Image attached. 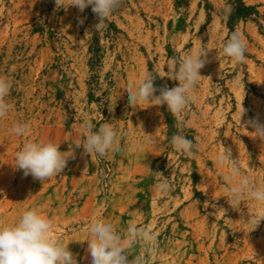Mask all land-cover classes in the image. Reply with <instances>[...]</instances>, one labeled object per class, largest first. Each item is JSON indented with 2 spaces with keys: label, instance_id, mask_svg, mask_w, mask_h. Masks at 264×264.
Masks as SVG:
<instances>
[{
  "label": "rangeland",
  "instance_id": "374dc122",
  "mask_svg": "<svg viewBox=\"0 0 264 264\" xmlns=\"http://www.w3.org/2000/svg\"><path fill=\"white\" fill-rule=\"evenodd\" d=\"M69 2L0 0V76L11 83L10 109L0 118V226L35 209L53 221V235L77 264H91L88 227L96 218L125 239L130 226L156 235L155 255L137 244L129 260L264 264V221L252 231L247 224L264 206L245 196L233 208L229 169L217 163L229 150L241 175L264 188V141L241 126L256 116L264 122V0H243L257 14L232 29L228 0H121L101 29L91 6L81 12ZM234 31L246 45L242 63L222 52ZM201 50L206 62L179 117L194 144L187 156L170 143L177 119L167 106L132 107L126 88L146 74L155 78L154 95L178 86L169 63ZM86 119L93 130L112 123L121 151L98 157L77 148ZM17 122L30 123V133L13 135ZM29 141L60 144L70 156L63 172L41 183L16 168V153ZM164 177L167 193L157 190Z\"/></svg>",
  "mask_w": 264,
  "mask_h": 264
},
{
  "label": "clouds",
  "instance_id": "9594fccd",
  "mask_svg": "<svg viewBox=\"0 0 264 264\" xmlns=\"http://www.w3.org/2000/svg\"><path fill=\"white\" fill-rule=\"evenodd\" d=\"M64 3L65 0H55L57 8L64 7ZM120 4L121 0H70L68 6H75L81 12L91 6L98 18L95 28L101 29L106 27L105 21ZM245 51L243 38L235 31L231 33L222 49L223 55L237 63L245 61ZM206 54L207 52L201 50L181 57L178 62H170L168 77L179 83L170 89L161 88L159 95H154L157 91L154 87L155 78L150 74H146L139 85L130 81L126 88L132 107L143 101L152 100L155 101L154 105L167 106L168 111L177 119V133L172 135L170 143L175 151L187 156L194 155V144L182 134L185 124L179 117L193 100L191 93L201 77L200 69L205 65ZM10 88V81L0 76V118L9 112L10 106L6 103L5 97L9 94ZM246 111L241 103L240 125ZM241 126L244 128L250 126L254 129L252 137L264 141V122H261L259 116L248 119ZM94 127L90 120L86 119L83 122L82 128L86 130L87 135L82 144H77V148L82 146L85 153L96 154L98 157H105L111 151H121L118 134L112 123L106 122L98 130H93ZM30 131L31 125L28 122H17L10 129L15 136H23ZM69 158L67 152L60 151V144L51 141H29L16 153L15 167L23 170L25 176L31 175L43 183L61 174ZM217 163L229 169L224 179L230 185L227 189L228 202L233 208L238 207L245 196L255 205L264 206V188L253 186L247 176L241 175L239 159H233L231 152L226 150L218 154ZM159 175L163 177L161 173ZM157 190L161 193L170 190L167 178L161 180ZM261 221H264V209L249 215L247 224L252 231ZM88 233L91 264H145L143 256L128 259L131 249L137 244H141L144 251L149 254L155 255L156 252V235L144 227L130 226L125 239L116 232L112 224L96 218L90 223ZM0 264H77V261L68 247L53 235V221L31 209L25 210L15 224L0 226Z\"/></svg>",
  "mask_w": 264,
  "mask_h": 264
},
{
  "label": "trees",
  "instance_id": "16d2710c",
  "mask_svg": "<svg viewBox=\"0 0 264 264\" xmlns=\"http://www.w3.org/2000/svg\"><path fill=\"white\" fill-rule=\"evenodd\" d=\"M233 9L229 16L228 26L232 29L239 21H246L256 15V11L247 7L243 0H228Z\"/></svg>",
  "mask_w": 264,
  "mask_h": 264
}]
</instances>
